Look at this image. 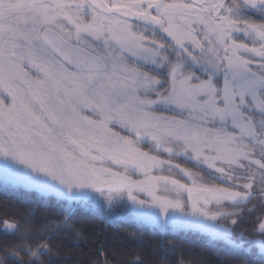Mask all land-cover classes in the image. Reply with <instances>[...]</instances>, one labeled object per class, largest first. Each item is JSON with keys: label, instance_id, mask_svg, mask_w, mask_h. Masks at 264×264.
<instances>
[{"label": "snow or ice", "instance_id": "obj_1", "mask_svg": "<svg viewBox=\"0 0 264 264\" xmlns=\"http://www.w3.org/2000/svg\"><path fill=\"white\" fill-rule=\"evenodd\" d=\"M0 188V264H264V0H0Z\"/></svg>", "mask_w": 264, "mask_h": 264}, {"label": "trees", "instance_id": "obj_2", "mask_svg": "<svg viewBox=\"0 0 264 264\" xmlns=\"http://www.w3.org/2000/svg\"><path fill=\"white\" fill-rule=\"evenodd\" d=\"M31 202L41 208H45L51 212L59 211V207L55 204L44 205L36 194H28L22 192H5L3 188H0V218H4L7 213L13 211V205L19 203ZM119 214L125 215L122 210H118ZM77 213L81 216L90 231L99 233L100 239H108L110 244H114L119 239H127L128 232H137L143 235V238L149 245H157L161 241L165 244L169 242H184L185 254H188L189 247H194L200 242V238L194 234L177 233L161 236V234L154 232L148 225H142L132 219H125L117 221L116 223L107 224L103 221L101 216L92 209H77ZM8 218H11L9 216Z\"/></svg>", "mask_w": 264, "mask_h": 264}]
</instances>
